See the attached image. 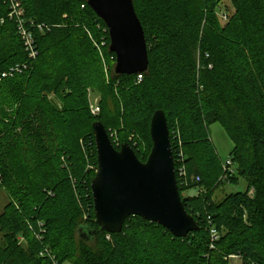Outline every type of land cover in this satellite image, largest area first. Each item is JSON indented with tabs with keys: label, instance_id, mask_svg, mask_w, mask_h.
Returning a JSON list of instances; mask_svg holds the SVG:
<instances>
[{
	"label": "trees",
	"instance_id": "trees-1",
	"mask_svg": "<svg viewBox=\"0 0 264 264\" xmlns=\"http://www.w3.org/2000/svg\"><path fill=\"white\" fill-rule=\"evenodd\" d=\"M20 1L24 18L48 31L31 30L37 56L28 59L9 4L0 0V190L7 198L0 264H232L229 255L240 264H264V0H229L233 11L223 26L215 15L222 0H132L147 70L116 75L111 68L108 81L88 37L108 46V33L87 0ZM104 52L114 59L108 47ZM89 86L101 92L96 115L84 97ZM158 110L175 172L176 153L182 154L186 185L176 181L199 229L177 238L130 216L119 234H108L95 222L90 192L97 169L92 125L102 123L114 148L128 143L145 162ZM214 123L232 143L234 173L225 180L209 134ZM239 178L244 191L212 202L218 187ZM191 190L200 192L183 196ZM210 227L219 235L212 250ZM45 248L53 259L39 256Z\"/></svg>",
	"mask_w": 264,
	"mask_h": 264
},
{
	"label": "water",
	"instance_id": "water-1",
	"mask_svg": "<svg viewBox=\"0 0 264 264\" xmlns=\"http://www.w3.org/2000/svg\"><path fill=\"white\" fill-rule=\"evenodd\" d=\"M103 22L114 55L116 75H139L147 70V46L132 0H87ZM97 169L90 184L95 222L108 234H119L130 216L155 223L177 238L199 226L182 205L176 181L168 126L163 111L149 125L151 149L145 162L128 143L114 148L100 122L92 125ZM86 239V233L79 231Z\"/></svg>",
	"mask_w": 264,
	"mask_h": 264
},
{
	"label": "rangeland",
	"instance_id": "rangeland-1",
	"mask_svg": "<svg viewBox=\"0 0 264 264\" xmlns=\"http://www.w3.org/2000/svg\"><path fill=\"white\" fill-rule=\"evenodd\" d=\"M16 1L20 4V8L24 14V9H23L21 1L20 0H16ZM232 11L233 10H232L231 3L229 2V0H222L221 2L218 3V5L215 8V15L218 17L219 22L222 26L227 22V19L229 17L228 14H231ZM9 12H10V8H8V13ZM88 37L91 39L93 45L98 47V54H99L100 62L102 65V72H103L104 77L106 78L105 80L108 81L110 69L112 68L114 71V66H115V60L110 55H106L104 52V50L107 47H109V44L107 46L106 42L104 41L103 38L99 41V43H97V41H94V38L91 36L90 33H88ZM97 82H95V83H97ZM64 96H65V92H64ZM48 97H49V99H51L54 102V105L56 107H58L59 110L62 109L63 103L60 99H58L55 96L53 91H50L48 93ZM65 97H67V96H65ZM84 97H85L86 103L88 105V108H89L91 114H93V115L98 114L99 102L101 100V92L99 91V89H97L95 86L87 87L85 89ZM63 116L65 118L68 117L69 112H65L63 114ZM209 134H210L211 142H212L220 160L222 161V163H224L229 158V154L232 150V143H231L229 137L224 132L222 126L219 123H214V124L209 126ZM111 138H113V142H115L117 145L119 144V139L116 136V133H113L111 135ZM245 189H246V182L241 178H239L237 184H227L226 183L225 185L218 187L212 193V196H211L212 202H214V203L221 202L227 194L244 191ZM199 192H200L199 190H191L187 193H184L183 196H187V195L195 196ZM248 195H252V192L249 191ZM6 202H7L6 194L3 190H0V215L3 211V208L5 207ZM1 236L2 235L0 233V237ZM232 264H240V261L235 260L232 262Z\"/></svg>",
	"mask_w": 264,
	"mask_h": 264
},
{
	"label": "built area",
	"instance_id": "built-area-1",
	"mask_svg": "<svg viewBox=\"0 0 264 264\" xmlns=\"http://www.w3.org/2000/svg\"><path fill=\"white\" fill-rule=\"evenodd\" d=\"M6 1L8 2L9 8H10L8 17L9 19L15 21L17 32L23 42L25 51L28 53V59L33 60L36 58L37 53L35 52V46H34V41H35L34 34L33 32H31V30L35 28V30H38V32H43L45 29L48 30V27L45 26L44 24H34L32 21H27L24 18V14L20 8V4L16 0H6ZM25 67L26 66L24 65V66H15L13 68H10L7 72L3 73L1 77L2 78L12 77L14 74L21 73L22 70L25 69ZM138 81H141L140 77L138 78ZM176 161L179 164V166L177 167L175 175L178 177L180 184L182 186H185L186 176H185L184 167L182 166L183 158H182L181 153H176ZM222 169L224 172V176H223L224 180L225 178H227L228 176H231L234 173L233 162L231 161L230 158H228L224 163H222ZM39 226L43 227L42 224H39ZM209 235H210L209 249L212 250L214 249L215 243L219 240L218 231L214 227H210ZM36 238L40 240L41 234L40 233L36 234ZM19 241L22 242L23 238H20ZM39 256L40 257H45V256L51 257L49 251L46 248L39 253ZM51 258L53 259V257ZM227 259L231 261H235V260H239V257L236 255H229L227 256Z\"/></svg>",
	"mask_w": 264,
	"mask_h": 264
}]
</instances>
